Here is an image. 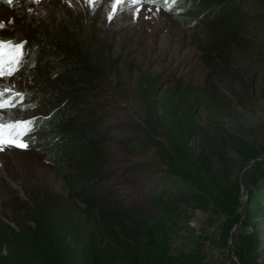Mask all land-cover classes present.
I'll use <instances>...</instances> for the list:
<instances>
[{
  "label": "trees",
  "instance_id": "16d2710c",
  "mask_svg": "<svg viewBox=\"0 0 264 264\" xmlns=\"http://www.w3.org/2000/svg\"><path fill=\"white\" fill-rule=\"evenodd\" d=\"M194 2L204 7L205 30L199 35L204 62L235 104L246 107L245 97L257 74L251 63L254 57L264 62V49L255 37L264 22V0ZM65 30L51 26L30 43L20 42L26 46L19 53L29 50L32 57L42 59L37 67L48 71L45 90L38 95L48 114L23 121H31L29 129L40 132L42 153L67 193L46 186L25 187V199L11 195L5 200L2 216L15 227L0 220V264H203L199 243L193 252L171 251L176 230H193L192 216L183 204L211 217L223 216V239H229L240 223L260 224L264 229V158L252 177L244 215L239 212L240 178L213 174L218 160L245 166L264 154V142L252 138L248 128L224 126L225 117H239L230 98L217 86H183L180 80L157 96L152 87H139L144 125L135 128H145L144 138L116 137L114 132L130 127L129 123L114 116L98 90L117 60L106 61L101 52L83 46ZM94 34L91 30L88 40ZM21 65L27 62L21 60ZM200 105L209 111L206 126L198 117ZM14 111L16 117L10 110L1 113L4 119L12 118L6 123L21 121L29 106H17ZM207 129L236 157L192 146L194 136ZM113 146L128 154L152 147L175 182L150 177L140 182L136 192L120 190L125 180L112 171ZM145 165L135 158L122 166V174L143 172ZM262 242L257 234L235 236L237 263L261 264L257 248Z\"/></svg>",
  "mask_w": 264,
  "mask_h": 264
},
{
  "label": "rangeland",
  "instance_id": "374dc122",
  "mask_svg": "<svg viewBox=\"0 0 264 264\" xmlns=\"http://www.w3.org/2000/svg\"><path fill=\"white\" fill-rule=\"evenodd\" d=\"M203 10L204 7L194 0H177L176 3H172V0H12L11 3L0 0V23L4 25L0 29V39H14L16 43L28 44L40 33H47L51 26H58L59 30L71 32L83 46L101 52L106 61L117 60L112 74L103 78L106 81H99L102 86L98 90L102 93L101 98L108 102L114 116L129 123L130 127L114 132L116 137L127 136L137 140L144 138L145 128H135L138 124L144 125L139 87H152L157 96L170 84L180 80L183 86L219 87L230 98L228 101L238 110L239 116L225 117L222 120L224 126L248 128L249 135L263 143L264 62L254 57L251 65L257 72L255 85L245 97L248 102L246 107L236 105L230 91L220 79H216L211 68L204 62L199 43L203 39L199 35L204 34L205 30L201 18ZM262 12L264 13V8ZM91 30L95 33L94 38L88 40ZM255 37L264 49V22L260 30L255 31ZM15 54V51L11 52L9 57ZM32 55V52L25 50L20 59L25 60L27 66L19 65L12 75L4 72L0 76V89H8L0 97V101L8 100L11 96L5 106L0 108V123L4 124L12 119L1 116L4 110L15 112L13 116L16 117L18 113L14 110L22 105L29 106V111L23 113L20 120L42 118L48 114L45 104L38 98L40 92L45 90L48 71H41L37 65L42 59L37 60ZM237 91L244 94L242 89ZM197 113L199 120L206 126L210 119L208 108L200 105ZM26 135L31 136V140L24 139L28 144L27 148L6 145L0 151V220L12 227H15L14 223L2 216L3 204L11 195L25 199V187L29 190L43 186L61 194L67 193L64 184L42 153L44 143H38L40 132L32 127ZM218 139L214 132L207 129L206 133L194 136L191 144L198 151L221 150L223 155L235 158L234 150L223 149L222 142ZM112 150L115 153L112 171L125 180L124 184H120V190L136 192L140 182L150 177L167 183L175 182V178L162 165L152 147L136 154H128L122 147L113 146ZM135 158L143 160L146 169L140 173L131 171L129 174H122V166ZM262 158L263 153L245 166L219 160L215 164V176L221 177L224 173L240 178L243 187L239 212L242 215L245 214L252 177ZM182 208L189 210L192 216L189 226L193 230H176L171 237L170 248L173 254L179 251L193 252L199 243L202 245L203 264H238L235 236L257 234L264 239V229L260 224L253 227L245 223L238 224L229 239H223V216L211 217L186 204ZM257 252L260 263L264 264V242L258 245Z\"/></svg>",
  "mask_w": 264,
  "mask_h": 264
},
{
  "label": "snow or ice",
  "instance_id": "6c2138e0",
  "mask_svg": "<svg viewBox=\"0 0 264 264\" xmlns=\"http://www.w3.org/2000/svg\"><path fill=\"white\" fill-rule=\"evenodd\" d=\"M5 3H11L12 0H4ZM165 2H167V0H165ZM177 0H172V3H176ZM4 27V25L2 23H0V29H2ZM6 48H13L15 50L16 53H19L21 49L24 48V44L22 43H15L12 44L11 42L9 43H5L4 40L0 39V55H4V49ZM10 63L12 64H16L19 61L14 57V56H10L9 57ZM13 72L9 71L8 75H12ZM4 75V68H3V61H0V76ZM8 91L7 88H3L0 89V97L3 96L4 92ZM5 106V103H0V108H3ZM27 124H31V121H27L25 122H17L14 124H3L0 123V151L4 150V147L6 145H14L18 148H27L28 144L24 142V139H28L31 140V136L30 135H26L23 131H21L20 129L23 127H26ZM10 129L11 131L9 132V137L12 138H5L3 133H4V129ZM14 133V136H13ZM16 137H21V139L17 140Z\"/></svg>",
  "mask_w": 264,
  "mask_h": 264
},
{
  "label": "clouds",
  "instance_id": "9594fccd",
  "mask_svg": "<svg viewBox=\"0 0 264 264\" xmlns=\"http://www.w3.org/2000/svg\"><path fill=\"white\" fill-rule=\"evenodd\" d=\"M23 120L19 121V122H22ZM17 123V122H16ZM5 124H10V123H5Z\"/></svg>",
  "mask_w": 264,
  "mask_h": 264
}]
</instances>
